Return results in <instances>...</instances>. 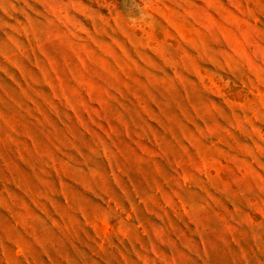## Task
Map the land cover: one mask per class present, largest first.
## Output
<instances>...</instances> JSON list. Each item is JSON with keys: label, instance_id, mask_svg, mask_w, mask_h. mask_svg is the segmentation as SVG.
<instances>
[{"label": "rangeland", "instance_id": "374dc122", "mask_svg": "<svg viewBox=\"0 0 264 264\" xmlns=\"http://www.w3.org/2000/svg\"><path fill=\"white\" fill-rule=\"evenodd\" d=\"M0 264H264V0H0Z\"/></svg>", "mask_w": 264, "mask_h": 264}]
</instances>
